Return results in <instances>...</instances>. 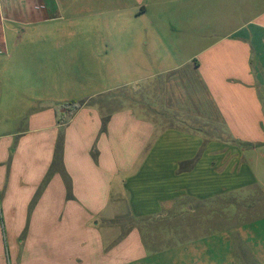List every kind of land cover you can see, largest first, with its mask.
I'll return each mask as SVG.
<instances>
[{
  "label": "crops",
  "instance_id": "1",
  "mask_svg": "<svg viewBox=\"0 0 264 264\" xmlns=\"http://www.w3.org/2000/svg\"><path fill=\"white\" fill-rule=\"evenodd\" d=\"M46 1L0 0V264H130L127 245L144 259L145 232L158 230H122L124 217L182 219L165 237L182 241L218 224L228 197L264 195V8L251 30L175 61L152 28L147 38L123 20L88 30L93 8L119 13L124 0ZM74 7L92 15L66 16ZM142 81L132 104L113 98ZM70 103L82 105L63 117ZM200 214L213 218L186 220ZM256 223L241 230L254 260L264 257Z\"/></svg>",
  "mask_w": 264,
  "mask_h": 264
},
{
  "label": "rangeland",
  "instance_id": "2",
  "mask_svg": "<svg viewBox=\"0 0 264 264\" xmlns=\"http://www.w3.org/2000/svg\"><path fill=\"white\" fill-rule=\"evenodd\" d=\"M47 1L49 4H51L55 1L61 3L64 0ZM65 1H67L70 5L82 0ZM105 1L110 4L116 2V0ZM124 1L128 7L120 6L116 8V11L119 10L120 15H118L119 13L113 14L110 12L98 14L97 9L93 8L95 19L93 26L88 30L91 31V33H95L97 31L103 33L105 22L107 25V21H110L112 23V28L114 29L117 27V22L123 20L122 23L123 28L125 29L124 32H132L134 28H136L137 31L143 33L144 38H147V35L152 31V28L160 35L168 37V41L170 44H172L173 50L176 53V56L174 57L175 61L185 59L188 56L192 57L202 48L209 46L212 42H215L216 39L231 31H234L236 28H245V31L249 29L251 30L252 23L249 22L264 8V0ZM124 1L122 2L124 3ZM141 2L147 3L149 8L147 9V12L143 14V16L140 14L138 18H136L133 16L131 10H133L135 6L139 7L140 4H142ZM220 3H222V5H220ZM217 6H219V9ZM72 10L74 14L70 13ZM75 11V7L73 9L68 8L65 10V15L69 17H79L80 19L85 18L86 16L90 17V15H92V13H83V7H78L77 14ZM231 19H233L232 23H230ZM22 30L23 29L20 30L19 27L18 31L21 32ZM80 31H83V29H80ZM242 33L243 32L240 34ZM87 42L90 44V47L93 46V40H89ZM96 46L97 45H94V48ZM98 48L99 50H104V48L100 47V45ZM148 49L151 50L154 48L149 46ZM157 49H159V53L161 54L164 50V46L159 44ZM179 51H181V54ZM145 87L146 83L143 81L139 83L131 82V85H129L127 89L123 90L120 94L114 95L113 98H115V96L122 95L123 99L125 100H122L121 102L132 104L135 101L137 92L140 93ZM104 97H107V95L97 97V99H101V104L103 101L102 98ZM204 130L208 133V138L212 139L214 135H212V137L210 135L211 128L205 127ZM221 138L222 140L227 139L224 133L221 134ZM249 190L250 191L247 190L248 192L243 191V193L240 194L236 200L228 197L227 200L223 201V207H217L218 209L221 208L220 210L223 211V216L218 218V224L210 225L209 227L207 226L208 232L197 231V233L194 231L191 233L190 238H184L182 241L179 240V237H175L176 240L170 241L165 238L168 232L167 229H169L173 224H175L174 226H177V224L180 222H184L182 219H173L163 216L149 221H142L140 223L133 221L129 216L124 217L121 219L122 230L123 228H128L129 230L130 227L132 228L133 226L137 225H142L144 230L152 227L158 230L151 233L144 231L146 234L145 237H148L144 242V259H138L140 257H138V249L135 247V244L127 245L128 253L125 255L126 258L130 260L135 259V261L133 260L134 262L130 264H264L263 256L258 258V260H254V258L250 256L249 253H253V248H251L250 245L253 244H248L246 242L244 232L241 231L244 229L242 226H245L246 223L260 222L253 225V229L255 230V235L257 234L261 237L264 236V222H261L264 220V208L261 207L264 195L257 192V190L254 188H250ZM123 202L124 207L122 208L124 211L128 212L127 201L124 200ZM233 202L234 205H232ZM235 203H238L236 205L237 207L235 206ZM251 203L254 207L248 211V205ZM210 213H213V209L210 211ZM190 218H196L197 221L204 220L208 224L210 223L211 218H213V215H191L186 220ZM237 225L239 227L236 229L235 227ZM256 229H258V232ZM210 230L215 232L212 233ZM154 236H157V238L160 239L155 240ZM149 237H151L153 240ZM120 239L121 237L116 239L115 242L113 241L114 243L112 242L113 244L110 245V250L108 251H111L112 259L118 258V256L115 255L116 251L114 253L113 251L118 243H121ZM258 252L259 250L255 249V253Z\"/></svg>",
  "mask_w": 264,
  "mask_h": 264
},
{
  "label": "trees",
  "instance_id": "3",
  "mask_svg": "<svg viewBox=\"0 0 264 264\" xmlns=\"http://www.w3.org/2000/svg\"><path fill=\"white\" fill-rule=\"evenodd\" d=\"M81 105H82V104H76V103H70L69 105H66V107H65L66 112H65V114H63V117L67 116L68 114H71L73 111H75L76 109H78ZM59 150H60V149H58V150L56 151V159H57V158H58V159L60 158ZM189 163H191V162H189ZM186 165H187V163L182 164V165L180 166V170H184Z\"/></svg>",
  "mask_w": 264,
  "mask_h": 264
},
{
  "label": "built area",
  "instance_id": "4",
  "mask_svg": "<svg viewBox=\"0 0 264 264\" xmlns=\"http://www.w3.org/2000/svg\"><path fill=\"white\" fill-rule=\"evenodd\" d=\"M1 48V47H0ZM0 53H2V51L0 50Z\"/></svg>",
  "mask_w": 264,
  "mask_h": 264
}]
</instances>
